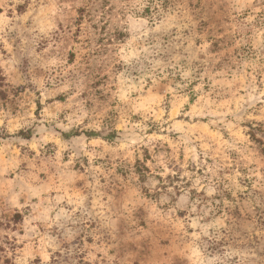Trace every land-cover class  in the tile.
<instances>
[{
  "label": "clouds",
  "instance_id": "1",
  "mask_svg": "<svg viewBox=\"0 0 264 264\" xmlns=\"http://www.w3.org/2000/svg\"><path fill=\"white\" fill-rule=\"evenodd\" d=\"M0 264H264V0H0Z\"/></svg>",
  "mask_w": 264,
  "mask_h": 264
}]
</instances>
